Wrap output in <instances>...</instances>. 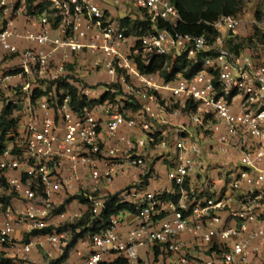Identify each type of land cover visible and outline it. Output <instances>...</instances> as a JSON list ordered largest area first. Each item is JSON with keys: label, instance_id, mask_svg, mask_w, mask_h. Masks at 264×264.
<instances>
[{"label": "built area", "instance_id": "2783aa9c", "mask_svg": "<svg viewBox=\"0 0 264 264\" xmlns=\"http://www.w3.org/2000/svg\"><path fill=\"white\" fill-rule=\"evenodd\" d=\"M135 9L153 23L143 37L116 15ZM179 18L170 0H0V98L10 93L16 122L0 155V198H10L0 201V261L37 264V253L53 264L71 240L58 229L84 216L68 214V201L85 197L103 227L101 188L132 178L119 200L138 223L122 237V213L80 238L91 248L82 264H147L143 249L151 264H264V46L223 43L240 16L220 17L213 43L156 26ZM200 53L211 55L190 78L139 68ZM97 72L107 84L87 85ZM60 81L94 103L77 108Z\"/></svg>", "mask_w": 264, "mask_h": 264}, {"label": "trees", "instance_id": "16d2710c", "mask_svg": "<svg viewBox=\"0 0 264 264\" xmlns=\"http://www.w3.org/2000/svg\"><path fill=\"white\" fill-rule=\"evenodd\" d=\"M170 2L179 12L180 18L177 25L173 27V25L169 23L160 21L156 26L159 28H167L173 33L176 32L182 35H191L193 37L206 36L211 43L215 42L218 37H221L220 33L213 27V24L222 16H240L239 12L242 5L241 0H170ZM141 11L145 13L147 19L133 20L129 14L125 18L119 17L121 25L126 29V34L128 36L135 35L137 37H143L152 30L153 23L149 15L145 10ZM238 34L229 32L227 36L222 37L223 43L235 53L252 50L259 45L264 46V34L256 27L254 34L247 39L250 44H243V38L239 37ZM208 55L211 54L200 53L197 62L188 61L186 56L179 57L175 61H173L171 56H162L155 58L149 66H144L140 63L139 68L144 73L159 72L160 76L164 78L166 82H171L179 74L183 75L185 78H190L199 72L202 69L203 59ZM170 65L171 69L167 71L166 68ZM57 87L58 90L64 89L72 93V95H74L73 102L77 103V108L79 109L85 105L94 103H87L86 100H76V89L65 81L58 82ZM13 113L14 106L12 104L3 107L0 112V155L6 147V143L9 141V135L12 129L16 125L15 120L12 119ZM0 184L4 185L5 181L0 180ZM144 184H147V180H145ZM163 198L169 199L170 197L164 195ZM173 199L177 200L178 197H173ZM74 200H80V203L84 205L88 202L85 197L77 195L71 198L68 204H71ZM0 201L9 204L10 198H0ZM122 213L135 214V211L132 206L120 202L119 192H117L108 195L106 198L105 209L102 214L105 223L103 227L100 226L102 221L93 218L88 211L77 223L67 224L59 228L58 232L70 231L71 240L65 248L62 257L53 262V264H62L69 258L71 251L75 248L80 238H83L89 232H98L101 228L109 226L111 217ZM47 231L49 232L51 229ZM0 264H13V261L2 260Z\"/></svg>", "mask_w": 264, "mask_h": 264}, {"label": "rangeland", "instance_id": "374dc122", "mask_svg": "<svg viewBox=\"0 0 264 264\" xmlns=\"http://www.w3.org/2000/svg\"><path fill=\"white\" fill-rule=\"evenodd\" d=\"M241 1H242V5H241V10L239 12V15H240V17H242L244 19V22L239 29L240 34H238V35H239V37L243 38V41H244L243 44H246V43L250 44V43H248L247 39L251 35L254 34L255 27L257 29H259V31L261 33L264 34V0H241ZM128 14L131 15L133 20L147 19L145 17V13L142 11H139L137 9L131 10L130 12L127 13V15ZM116 15L118 17H122L125 15V13L121 10H117ZM241 31H242L244 36H242ZM130 42H132V39L130 40ZM170 69H171V65L166 68L167 71H170ZM87 76L88 77L85 78L84 82L87 83V85H89V86H104L107 84V81H109V77L105 73H101V72L100 73L99 72L90 73ZM73 81L76 82V81H79V79L77 80V78L74 77ZM39 84L45 85V87L49 85V84L43 83L42 81H39ZM10 99L11 98H5V97L1 98L0 111L2 110L3 107H5L7 105V102ZM213 160H215V159H212L211 161H213ZM161 171H162V169H161ZM164 175L165 174L163 173L162 178H164ZM76 203L81 204L79 201H77ZM69 205H71V204L66 205L65 210H68V211L70 210L71 213L73 214V211L71 209H69L70 208ZM87 212H88V209L86 206L85 210L81 213L85 214ZM67 224H70V222L65 223V225H67Z\"/></svg>", "mask_w": 264, "mask_h": 264}, {"label": "crops", "instance_id": "0c3cea01", "mask_svg": "<svg viewBox=\"0 0 264 264\" xmlns=\"http://www.w3.org/2000/svg\"><path fill=\"white\" fill-rule=\"evenodd\" d=\"M241 34H242V36H244L242 31H241ZM1 95H2V97L7 98V96H10V93H4V96H3V94H1ZM0 101H1V98H0ZM0 105H1V102H0ZM185 122L186 121H184L183 119H175L174 120V124H177V125L184 124ZM133 181H135V179L119 178L110 187L103 186L101 188V191L104 192V195L114 194V193L119 192L125 185H127ZM158 186L159 185L157 183H150L147 186V188L150 190H154V189H157ZM76 202L77 201H73L71 203V205H69V207H70L69 209H71L73 211V214L71 213L70 210L69 211L67 210L68 214L75 215V214L81 213L85 210L86 206L84 204H77ZM120 219H121V224L118 227V232L122 237H126L128 232L130 231L131 227L138 223V218L134 214L124 213V214L120 215ZM19 234H20V231L19 230L16 231L15 235L19 236ZM90 251H91V248H90L87 241H85V240L79 241L77 243V245L75 246V248L71 251L68 259L74 264H82L83 257L88 256L90 254ZM141 255L143 258L146 259L147 264L153 263L154 255L151 252L145 253V250L143 249V250H141ZM114 257H115V255L112 256V258H114ZM34 259L37 262V264H42L41 262H43L41 256L37 253H34ZM105 260H107V259L105 258ZM104 263H108V262L106 261Z\"/></svg>", "mask_w": 264, "mask_h": 264}]
</instances>
